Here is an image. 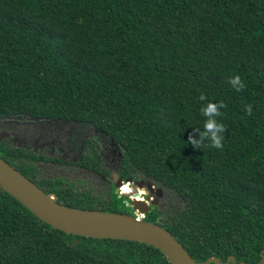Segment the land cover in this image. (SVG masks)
Returning a JSON list of instances; mask_svg holds the SVG:
<instances>
[{
    "label": "trees",
    "instance_id": "16d2710c",
    "mask_svg": "<svg viewBox=\"0 0 264 264\" xmlns=\"http://www.w3.org/2000/svg\"><path fill=\"white\" fill-rule=\"evenodd\" d=\"M208 103L222 149L188 143L204 132ZM23 116L106 134L123 178L184 200L164 221L157 207L144 219L197 262L264 264V0H0V118ZM0 157L63 205L130 214L114 187L102 199L38 176L36 162L60 160L7 142ZM81 159L107 177L90 141ZM0 264L170 263L151 245L68 235L1 192Z\"/></svg>",
    "mask_w": 264,
    "mask_h": 264
},
{
    "label": "water",
    "instance_id": "95a60500",
    "mask_svg": "<svg viewBox=\"0 0 264 264\" xmlns=\"http://www.w3.org/2000/svg\"><path fill=\"white\" fill-rule=\"evenodd\" d=\"M124 182L129 184L130 188L136 185L146 192L155 193L152 183L138 182L130 178ZM122 185V179L114 184L117 195ZM1 192L14 197L40 221L68 235L92 239L125 240L151 245L158 249L170 264H230V262L237 264V259L233 256L229 257L225 263L216 257H210L205 262H197L169 230L145 221V219L137 218L150 213L151 206L157 204L153 200L147 202L137 199L136 194L138 193H133L130 197L129 206L134 215L71 208L59 203L54 196L46 193L0 157ZM77 243L76 240L75 244Z\"/></svg>",
    "mask_w": 264,
    "mask_h": 264
},
{
    "label": "flooded vegetation",
    "instance_id": "af4514ba",
    "mask_svg": "<svg viewBox=\"0 0 264 264\" xmlns=\"http://www.w3.org/2000/svg\"><path fill=\"white\" fill-rule=\"evenodd\" d=\"M24 119L31 120L32 122L26 123L25 126H21L22 123L20 121ZM0 129L2 130V134H0V142H7L8 144L15 146V140L21 142L19 138H22L26 147H28V145L31 143H33L34 145L36 144L37 146L35 147L37 148L35 150H41L42 154H45V152H48L49 150L50 153H61L64 158L57 159L60 160V162L50 161V163H54L56 165L72 166V162L70 161V159H77L74 162L77 169L86 173L94 174L99 179V184H103L105 187L109 186L110 188H115L114 184L120 182L121 179L124 185V181L130 178H123L121 176V151L114 146V144L106 134L95 129L89 123H82L72 120H38L33 119L29 116H23L20 118H0ZM8 131H10V133ZM100 136H103V138ZM87 141H90V144L94 145L95 148L98 150L102 158L101 165L103 167V170L108 172L107 177L102 176L101 174H97L92 170L82 168L78 164L82 161L81 157L83 154V150L86 147ZM54 144L56 145V147L51 146ZM49 147L52 148L49 149ZM52 159L56 158L54 157ZM40 163L47 162L35 163L38 176L40 178H48L45 176H41L42 170L39 166ZM134 181H145L152 183L155 193L152 194L149 191L146 192L145 190H142L140 191V197L147 202L151 200L156 201L157 204L155 206H151V211L155 207H157L158 211L161 212L160 209L162 210L166 206L165 201H168L170 199L169 197L171 194H173V192L159 186L157 183H155L149 178H143ZM132 188L135 190L138 189L136 185H132Z\"/></svg>",
    "mask_w": 264,
    "mask_h": 264
},
{
    "label": "rangeland",
    "instance_id": "374dc122",
    "mask_svg": "<svg viewBox=\"0 0 264 264\" xmlns=\"http://www.w3.org/2000/svg\"><path fill=\"white\" fill-rule=\"evenodd\" d=\"M22 124L21 126H25L26 123H31V120H27L24 119L22 121H20ZM10 133V131H8ZM0 134H2V130L0 129ZM103 138V136H100ZM16 139V138H15ZM19 140L21 142H19L18 140L16 141L15 146H19L22 147L24 149H28L30 151H33L34 153H39L42 154L41 150L36 151L35 149L37 147L36 144L34 145L33 143L29 144L28 147H26V145L24 144V140L21 138H19ZM14 146V145H12ZM47 146V145H46ZM53 147H56V145H51ZM52 147H49V149H51ZM42 155H45L46 157H52V158H56V159H63L64 157L61 155V153H50V150L48 152H45V154L43 153ZM70 159V158H69ZM77 159H70V161L72 162L71 165L72 166H62V165H56L54 163H40V169L42 170V177H48L50 179H58V178H63L66 179L67 181L71 182L74 184L76 189L79 190H87L89 191L93 196H97L99 198L105 199L110 191V187H105L103 184H99V179L92 173H86L84 171H80L79 169H77L76 165H75V161ZM144 191V189L138 188L137 190L132 188V192L133 193H138L139 195H141L140 191ZM120 196H128L129 198L132 196L131 194H120ZM170 199L168 201H165L166 206L160 211H161V220L164 221L166 220V218H164V215H171L173 212H175L176 210H178L179 208H181L184 204V200L182 198H180L179 196H177L176 194H171ZM131 209V208H130ZM131 215H134L133 210H129Z\"/></svg>",
    "mask_w": 264,
    "mask_h": 264
},
{
    "label": "clouds",
    "instance_id": "9594fccd",
    "mask_svg": "<svg viewBox=\"0 0 264 264\" xmlns=\"http://www.w3.org/2000/svg\"><path fill=\"white\" fill-rule=\"evenodd\" d=\"M230 84L236 88L237 91H240L244 85L241 82V79L239 76H235L233 79L230 80ZM205 95L201 94L200 100H205ZM224 105L221 103L219 104V108H223ZM246 111L248 114H251V106H247ZM201 112L204 116L208 117L207 121L204 123V132L200 133V140H197L193 138L192 136H189L188 143L191 144L194 148H199L201 144H203L206 140L210 141V147H214L217 149H222L223 147V136L218 135V133H223L225 131V128L222 124L217 123L215 119H213V116L220 115V112L218 111L217 104L214 103H208L206 108L201 109Z\"/></svg>",
    "mask_w": 264,
    "mask_h": 264
},
{
    "label": "built area",
    "instance_id": "2783aa9c",
    "mask_svg": "<svg viewBox=\"0 0 264 264\" xmlns=\"http://www.w3.org/2000/svg\"><path fill=\"white\" fill-rule=\"evenodd\" d=\"M126 185H128V184L125 183L124 185H122L121 187H119V192H120V194H124L123 188H124ZM137 218H139V219H144L145 216L142 215V216H139V217H137Z\"/></svg>",
    "mask_w": 264,
    "mask_h": 264
},
{
    "label": "bare ground",
    "instance_id": "6f19581e",
    "mask_svg": "<svg viewBox=\"0 0 264 264\" xmlns=\"http://www.w3.org/2000/svg\"><path fill=\"white\" fill-rule=\"evenodd\" d=\"M128 185H129V184H128ZM123 191H124V188H123ZM126 194H131V192L128 191ZM144 197H145V196H144ZM137 199L143 200L140 196H138Z\"/></svg>",
    "mask_w": 264,
    "mask_h": 264
}]
</instances>
